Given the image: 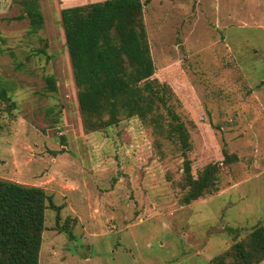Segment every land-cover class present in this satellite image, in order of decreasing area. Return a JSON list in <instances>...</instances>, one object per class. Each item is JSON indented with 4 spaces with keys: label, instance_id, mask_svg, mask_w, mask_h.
Returning <instances> with one entry per match:
<instances>
[{
    "label": "rangeland",
    "instance_id": "1",
    "mask_svg": "<svg viewBox=\"0 0 264 264\" xmlns=\"http://www.w3.org/2000/svg\"><path fill=\"white\" fill-rule=\"evenodd\" d=\"M62 1L39 0L44 23L31 33L21 7L0 0V179L50 197L38 264L230 262L264 227V0H141L191 176L217 167L216 186L188 204L166 110L153 114L160 126L80 111L60 11L98 0Z\"/></svg>",
    "mask_w": 264,
    "mask_h": 264
},
{
    "label": "trees",
    "instance_id": "2",
    "mask_svg": "<svg viewBox=\"0 0 264 264\" xmlns=\"http://www.w3.org/2000/svg\"><path fill=\"white\" fill-rule=\"evenodd\" d=\"M12 2L21 7L16 18L27 19L31 33L43 26L39 0ZM60 16L80 111L87 116L106 115L104 122L96 119L102 124L138 115L152 118L155 126H160L161 118L153 114L158 108L166 110L174 142L184 154L187 192L183 203L188 204L216 186V164H207L197 179L191 176V162L186 157L191 146L188 130L169 106L163 85L154 78L143 2L100 0L63 8ZM45 81L48 90H55L51 75ZM5 96L0 89V97ZM47 201L50 197L39 187L0 179V264H38ZM231 253L232 260L226 264L263 261L264 227L250 233L246 246L235 243ZM217 264L225 263L220 257Z\"/></svg>",
    "mask_w": 264,
    "mask_h": 264
},
{
    "label": "crops",
    "instance_id": "3",
    "mask_svg": "<svg viewBox=\"0 0 264 264\" xmlns=\"http://www.w3.org/2000/svg\"><path fill=\"white\" fill-rule=\"evenodd\" d=\"M98 1H100V0H98ZM62 2L63 3H65V2H73V0H63Z\"/></svg>",
    "mask_w": 264,
    "mask_h": 264
}]
</instances>
